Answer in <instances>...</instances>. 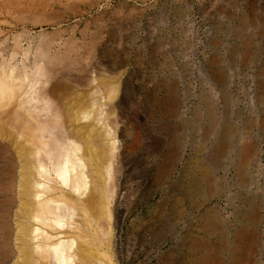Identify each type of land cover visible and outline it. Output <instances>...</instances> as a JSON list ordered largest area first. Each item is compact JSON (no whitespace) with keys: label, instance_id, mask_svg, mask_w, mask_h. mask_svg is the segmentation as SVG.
Instances as JSON below:
<instances>
[{"label":"rangeland","instance_id":"rangeland-1","mask_svg":"<svg viewBox=\"0 0 264 264\" xmlns=\"http://www.w3.org/2000/svg\"><path fill=\"white\" fill-rule=\"evenodd\" d=\"M41 1L0 0V25ZM126 1L128 21L99 35L110 68L88 76L119 90L114 264H264V0ZM3 154L0 264H29L17 249L21 169Z\"/></svg>","mask_w":264,"mask_h":264},{"label":"bare ground","instance_id":"bare-ground-1","mask_svg":"<svg viewBox=\"0 0 264 264\" xmlns=\"http://www.w3.org/2000/svg\"><path fill=\"white\" fill-rule=\"evenodd\" d=\"M112 1L42 0L0 25L10 29L0 28V154L21 169L17 249L29 264H114L110 183L126 148L109 114L119 90L88 78L110 68L99 35L134 8Z\"/></svg>","mask_w":264,"mask_h":264}]
</instances>
